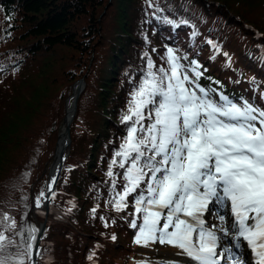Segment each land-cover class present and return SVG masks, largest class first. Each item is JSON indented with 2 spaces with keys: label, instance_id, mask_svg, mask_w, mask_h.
Wrapping results in <instances>:
<instances>
[{
  "label": "trees",
  "instance_id": "obj_1",
  "mask_svg": "<svg viewBox=\"0 0 264 264\" xmlns=\"http://www.w3.org/2000/svg\"><path fill=\"white\" fill-rule=\"evenodd\" d=\"M143 1L142 5L128 0H0L5 17L14 12L12 28H29L23 34L4 32L11 47L0 58V220L7 213L22 229H40L35 201L46 191L74 82L82 77L88 80L77 100L70 150L52 196L51 220L42 233L37 264H90L94 258L112 264L101 254L92 260L88 256L94 253L91 241L97 240L101 249L110 252L117 242L94 228L93 221L107 218L109 210L92 212L104 207L100 190L106 192L117 174L112 171L102 186L91 185L88 168L100 160L99 169L115 147L112 140L126 126L114 125L109 115L123 104L146 70V49L156 63L167 59L168 48L190 70L196 61L200 83L216 99L221 94L231 100L244 97L264 109V0H151V7ZM85 22L76 32L75 23L78 27ZM145 27L153 38L143 33ZM254 29L262 35L256 36ZM116 76L125 80L123 87L115 95H105L104 83ZM65 181L73 185L65 187L61 183ZM70 186L76 188L75 196L65 197ZM141 188L146 190L143 184ZM139 194L138 190L126 198L136 200ZM115 218L129 235L138 232L130 226L133 220L118 214ZM0 230L20 243L22 238L11 229L0 226ZM61 236L64 242H57ZM17 251L23 249L10 247L0 256ZM7 264H15L14 259ZM119 264H126V259Z\"/></svg>",
  "mask_w": 264,
  "mask_h": 264
},
{
  "label": "snow or ice",
  "instance_id": "obj_2",
  "mask_svg": "<svg viewBox=\"0 0 264 264\" xmlns=\"http://www.w3.org/2000/svg\"><path fill=\"white\" fill-rule=\"evenodd\" d=\"M147 2L151 7V0ZM144 57L147 68L121 116L127 136L107 173L113 176L116 157L123 158L120 168L130 161L124 172L128 182L114 207L117 211L126 208V197L139 190L135 205L136 212L143 213V223L133 219L130 225L138 228L134 243L173 245L196 264H220L225 258L230 264H248L243 255L220 243V232L231 237L236 249L243 239L252 253V264H264V109L243 98L241 103L233 102L222 94L223 103H218L212 90L199 85L202 73L196 71L197 62H191L194 67L189 75L172 48L167 49V69L157 67L148 53ZM44 196L42 190L36 198L38 209ZM213 202L230 204L234 218L230 229L224 227L223 215L218 217L219 226H206L202 216ZM0 226L22 238L17 244L12 235L0 230V252L10 247L23 249L0 256V264H7L8 259L15 264H36L35 258L41 256L36 233L41 230L35 226L22 229L7 213Z\"/></svg>",
  "mask_w": 264,
  "mask_h": 264
},
{
  "label": "rangeland",
  "instance_id": "obj_3",
  "mask_svg": "<svg viewBox=\"0 0 264 264\" xmlns=\"http://www.w3.org/2000/svg\"><path fill=\"white\" fill-rule=\"evenodd\" d=\"M132 3H136V4H144L143 0H128ZM14 12H10L9 15L7 17H11V19H7L4 15L3 10L1 9V5H0V58H2L5 55L6 50H9L11 47L10 43H7L6 41H8V39H6L4 37V32L6 30H9V32L11 33V30H19L17 34H23L27 31V29L23 28L22 26L19 27H15L12 28L13 24H14ZM79 21V20H78ZM113 19H111V24L110 26L112 27V23ZM79 23V22H78ZM36 24V22H35ZM76 27L75 29L73 28V30H75L76 32H78L77 30H82L83 26L86 25V22L84 24H81L80 26L78 25L77 27V23H75ZM29 26V25H28ZM143 33H145V35L147 37L153 38V33L149 30H147V27H145V29L143 30ZM42 39V38H41ZM15 44H18L15 43ZM104 50L106 48V45H104ZM146 51L148 52L149 56L151 57V59L153 60L154 64L157 67H164V68H169V65L167 63V59L164 58L163 61H160L159 63H156V60L154 59L153 55L151 54V51L146 49ZM185 66V69L188 70L189 75H192L191 70L187 67V65L183 62L182 63ZM125 73V72H124ZM142 77V76H141ZM141 77H137V80L140 79ZM120 78V79H119ZM61 80H64L63 78ZM136 81L134 83V85L132 86V90L128 93L127 98L123 101V104H120V106L117 109H114V114L109 115L111 121L113 122L114 125L116 126H121V116L124 112L127 111V106H128V101L130 99V93L133 91V88L136 84L139 83V81ZM82 82L83 86L86 87V84L88 82V80H86L85 77L79 78L74 82L78 83V82ZM123 81H125L122 77H114L111 81V83L106 82L103 85V89L106 92L105 95H115L117 94L118 91V87H123ZM198 83L200 86L205 87L206 89H209L208 87H206L205 85H203V83H200V81L198 80ZM77 85V84H76ZM212 95V93H211ZM213 98V95H212ZM243 100H246L244 97H242ZM218 103L219 100L215 99ZM67 101V99H66ZM234 102L236 103H241V98L240 99H236ZM223 103V102H222ZM113 105V102H112ZM110 108L107 109V111ZM109 112H111L109 110ZM67 114H68V110H67ZM67 114L65 113V115L67 116ZM108 116V115H107ZM65 117V116H64ZM145 124L148 123V120L144 121ZM109 128L108 127V132H109ZM111 132L113 131V135H114V130L112 128H110ZM120 135L117 134L116 135V139L112 140V144H115L114 149H112V153L109 155L102 163H100L99 169H98V163L100 160H97L90 168H88V171L90 173V175L93 177H91L90 181L92 182L91 185H98V186H102L105 183H107L109 180L107 179V173L109 171V165L111 163V161L114 158V155L117 151H120V146L121 143L124 140V137L127 136V125L124 127L123 131H120ZM69 137H70V144H71V124H70V129H69ZM69 144V145H70ZM68 146V143H67ZM56 149V146H55ZM65 153V152H64ZM65 159H67L66 157V153L64 154ZM117 163L112 165V171L117 174L116 177H113L112 181L110 182V186L109 188L106 190V192H101L100 190V195L102 197V201L103 203L101 204V206L104 207H100L98 208L97 211H105V209H108L109 211H106L108 214L107 218H104L102 221L100 222H94V228L96 227L97 231L101 232L104 235H110V236H115L117 239V242H115L112 245V252L109 251V249L105 248V249H101L100 248V243L96 240V241H91L89 246L90 249H93V252L95 253V255H103L106 261L111 262L112 264H119L120 261L122 259H126V264H181L180 262H187V258H189L186 254L183 253V251L173 245H171L172 247L169 248V250H166L164 253L160 252V247L157 244V242H149L148 246H144L143 244H136L134 243V238L137 235V229L135 231H133V233L131 235H129L128 233H126L125 228L120 224V222L118 220H116L115 218V214H118L120 216H122L125 220L127 221H132V216L133 214H135L137 216V220H139L141 223L143 222V213L142 212H136V205H135V200L134 199H130L126 198V203H127V207L124 208V211H120V212H114L117 211L116 209H114V205L115 202L117 200H119V195L118 194H123L124 192V186H125V182L122 180L127 181L126 179H124V172L131 166L130 165V161H126L125 162V168H120L119 167V162H120V157L116 158ZM51 165V164H50ZM62 170V169H61ZM117 172V173H116ZM49 173H50V169H49ZM49 176V174H48ZM106 178L107 180L105 181L104 179L101 180V178ZM49 179H47L48 182ZM58 180V178H57ZM89 182V181H88ZM115 182V184L113 183ZM57 183V181H56ZM61 183H65V187L68 185H73L70 184L69 181H65V182H61ZM47 184V183H46ZM78 185V184H76ZM79 186V185H78ZM146 185H144L145 187ZM64 187V188H65ZM75 187L70 186L69 188H67L66 190V195L65 197H72L75 196L74 192H75ZM82 189V188H81ZM78 190V193H82V191ZM47 185H46V191H45V196L41 197V201H42V206L37 210V216L39 217L40 215V226L44 221L45 218V201L47 200ZM56 191V184L54 186L53 189V193L55 194ZM93 192V191H92ZM92 192H90L89 194H92ZM52 193V196L54 197ZM88 194V195H89ZM51 196V198H52ZM219 207H221L224 210V213H218L216 211V208H212L209 210L208 214H209V221L206 223V226L208 228H213V226H219L221 224L220 220H219V215H223L225 216V222H224V227L229 228L230 226L228 225V222H232V218H231V214L229 213V209H230V204L228 202H224V203H220L217 204ZM98 213V212H97ZM229 217V218H228ZM184 219H187L186 217H183ZM49 222V218L45 220V225L43 227V231L47 225V223ZM162 223V221H161ZM107 225V226H105ZM42 231V233H43ZM42 235V234H41ZM40 235V237H41ZM39 237V233L37 236V240ZM57 242L63 241L64 239L63 237H57L55 239ZM222 240H223V245L224 247H234L232 244V239L231 237H224L222 234ZM240 244L241 247L239 249L238 252H236L239 255H243L245 260L248 262V264H252L253 261V257H252V253L248 251L247 245L246 243L243 241V239H240ZM244 242V243H243ZM41 243V239L38 242L37 246L39 247ZM151 246H156L155 249V254H151L150 258H149V254L153 252V250L150 248ZM244 247V248H243ZM158 248H159V252H158ZM247 249V250H246ZM35 251V249H34ZM127 256L129 259H127ZM89 257V256H88ZM36 259V264H37V260ZM100 258H94L93 262L90 264H101L99 261ZM89 262V261H88Z\"/></svg>",
  "mask_w": 264,
  "mask_h": 264
},
{
  "label": "bare ground",
  "instance_id": "obj_4",
  "mask_svg": "<svg viewBox=\"0 0 264 264\" xmlns=\"http://www.w3.org/2000/svg\"><path fill=\"white\" fill-rule=\"evenodd\" d=\"M83 89H84V86H82L81 84H80L79 86H77L76 84L73 85V87H72V93H71L69 99H72V102H73L74 98L76 97V104H77V100H78L80 94L82 93ZM72 102H71L70 106H68L67 109H66V114H67V110H68V114H67V116L65 115V117H64V121H63V124H62V126H61V131H60V133H59V135H58V139H57V141H56V149H55V154H54V156L57 157L56 160H55V161H57V163L59 162L60 158L63 157V153H64V152H65V153H68V151L70 150V145H71V144L67 146L68 139H67V136L65 135V129H66V127H67V120H69L70 115L72 114V109H73V108L71 107ZM76 104H75L74 113H75V110H76ZM65 153H64V154H65ZM53 161H54V158H53ZM53 161H52V163H51V165H50V169H51V167H52ZM64 162H65V161H64ZM62 167H63V166H62ZM51 172H52L53 174L58 173V168H57L56 166L53 167V169L51 170ZM59 173H60V172H59ZM58 176H59V175H58ZM50 184H51V181H50ZM51 200H52V198H51ZM50 204H51V203H50ZM50 204H49V207H50ZM48 218H49V220H51V217H50V209H49ZM228 218H229V217H228ZM225 219H226V218H225ZM231 223H232V222H228V225H229L230 227H231ZM40 239L42 240V235H41ZM239 243H240V242H239ZM243 243H244V242H243ZM243 248H244V247H243ZM239 249H240V248H239ZM246 250H247V249H246ZM180 263H181V264H196V262L193 261L190 257L187 258V262H180Z\"/></svg>",
  "mask_w": 264,
  "mask_h": 264
},
{
  "label": "water",
  "instance_id": "obj_5",
  "mask_svg": "<svg viewBox=\"0 0 264 264\" xmlns=\"http://www.w3.org/2000/svg\"><path fill=\"white\" fill-rule=\"evenodd\" d=\"M211 3V2H210ZM77 84V86H79L80 84L83 86V83L80 81L78 83H75ZM75 104H76V97L74 98L73 102H72V105L71 107L73 108L72 109V114L70 115V118L69 120H67V127L65 129V135L67 136V139H68V145L70 144V137H69V129H70V124L72 123V120H73V116H74V109H75ZM66 157H67V154H66ZM56 156H54V161H53V164H52V167L50 169V173H49V176H48V182H47V187H48V191H47V200L45 201L44 205H45V218H44V221L43 223L41 224V227H40V232H39V237H38V240H37V244L38 242L40 241V235L42 234V231H43V227L44 225L46 224L45 223V220L48 219V214H49V204L51 203V196H52V193H53V189H54V186L56 184V181H57V178H58V175H59V172L61 171L62 169V166L64 164V160H65V157L63 155V157L60 158L59 162L57 163L56 160ZM57 167L58 168V173H55L53 174L51 172V170L53 169V167ZM53 177H55V181H53ZM50 181H51V184H50Z\"/></svg>",
  "mask_w": 264,
  "mask_h": 264
}]
</instances>
